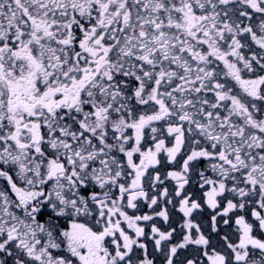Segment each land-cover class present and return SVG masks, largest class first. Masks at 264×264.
<instances>
[{
    "label": "snow or ice",
    "instance_id": "1",
    "mask_svg": "<svg viewBox=\"0 0 264 264\" xmlns=\"http://www.w3.org/2000/svg\"><path fill=\"white\" fill-rule=\"evenodd\" d=\"M0 264H264V0H0Z\"/></svg>",
    "mask_w": 264,
    "mask_h": 264
}]
</instances>
